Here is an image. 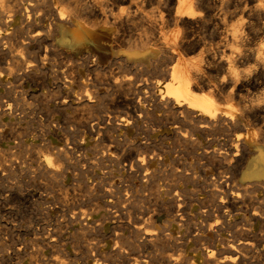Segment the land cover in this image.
<instances>
[{"label":"rangeland","instance_id":"rangeland-1","mask_svg":"<svg viewBox=\"0 0 264 264\" xmlns=\"http://www.w3.org/2000/svg\"><path fill=\"white\" fill-rule=\"evenodd\" d=\"M6 1L7 0H0V6L3 5ZM41 1L32 0L31 2L30 0H22L23 5H21V6L28 7L30 9V11H28L29 15L31 16L32 19L34 18L33 16L35 15L36 18H34L35 20L34 19L33 20L35 22L37 21L39 24H41V26L43 25L47 26L48 23L49 25H53L57 23L58 18H57V13L55 14V12H57L58 10L60 9H63L66 11L68 10L69 11L68 14H70L74 10V8L77 7L79 4L81 3L84 4L85 2H88V1H92L95 3L98 2L100 4L107 3V1H109V3H107L108 6L106 8L108 12L109 13L111 12L110 14H112L113 16H117V17L118 15L127 16L130 12V9L128 8V4L123 3L120 0H112V1L111 0H85V1L83 0H61L59 1L58 4L53 3V4H48V5L43 4ZM38 3L39 5L37 6L36 4ZM29 5H32V6L30 7ZM50 5L51 6L54 5L55 7H52L51 9L49 7ZM37 9H40V10H37ZM50 9L52 10L53 13H51ZM34 10H37L38 13ZM35 12L37 14H35ZM40 15L41 16L43 15L42 18L45 17L46 19L40 18L41 17ZM3 16L7 17L8 14L6 15L4 14ZM3 16L0 15V31H2L5 28L4 21L6 17L4 18ZM83 18H82V21H84V24H87L89 26H91L92 24L95 28L98 26L96 29L98 33H96L92 37L93 39L91 38L90 41L93 40L92 41L93 43L89 42L86 46L81 47L82 49L81 48L75 49L74 47H70V45L65 41L64 37H62L60 34H56L53 39V38H49L47 34L45 37V33H44V36H42V38L40 39V40H43L41 41L42 45L39 44V41H36V42L27 41L29 43L28 44L23 39V43L25 42L26 45L25 43L23 45L22 43L17 44L16 42L14 43V41H11L8 43L3 42V44H1L0 46L1 49H3L2 51L3 55L0 54L2 56L1 61L5 60L4 62L0 61V77L2 79V83L0 84L1 85L0 86V132H1V136L3 137V138L0 137V150L3 151V152L0 151V155H1L0 156V163H1L0 166L1 165L3 166V167L2 166L0 167V264H31V263L32 264H110V263L111 264L112 263L113 264H123V263L124 264H133V263L134 264H140V263L147 264L150 255L158 253L159 250L157 249H160V248L150 247L149 244L146 242V238L144 235H152L155 233L159 234L160 231L161 232L159 235L166 234V235H174L175 237L179 235H190V234L191 235L192 234L193 235L194 234L195 235L197 234L198 235L199 234L201 235H218V234L219 235H229L227 234L228 232L226 231H220L219 233H216L215 231H212V230L210 231V226H214L215 224H219L222 222L225 223V219H226V222H228L227 221L228 219L225 218L226 217L225 212H226V207L228 208L230 207V203H231L229 202L230 200L227 201L228 199H226V202H225L226 205H224L225 203L222 204L221 206L222 208H220V210L218 211L219 213L218 212L215 213L216 215L219 214L220 217H214L216 216L215 214H213L214 216L212 215L208 217L204 215L205 217H203V215H201L203 211H202L201 206H199L200 203L198 204L197 202L198 200L196 199L197 197H194L192 195L193 192L192 193L189 192L192 189L195 190L194 187L196 186H199V187L203 186L204 188L205 183H206L205 185H207L205 186V190L209 191L210 187L208 183H210L213 178L215 177L217 178V173L220 172V170H223L221 172L229 171L227 169L226 164L224 165L222 164V162L220 164V160H218L217 158H214L215 160H212V161L209 160L208 163L204 166L205 169L204 168L201 169L199 167L192 169L193 171H191L190 169L189 172H191L190 173L191 176L195 175L193 177L197 179L196 175H198L197 177H199V174L202 173V175L204 176L203 180L201 179L199 182H194L190 179H189L190 181L188 180L187 182L182 181L183 183L182 190L185 191V197H188V193H189L190 196L188 198L189 199L191 198L190 202H189V199H187L188 200L187 204L183 206L185 207L189 206V207L185 208L181 206L180 211L176 212L178 208L177 206L174 207V205L176 204L173 202L172 197H171L173 196L174 193H171L169 196L168 194H166L167 195L166 196L164 193H162V191H159L160 193L158 192V193L153 194L154 193L153 186H155L154 184L157 183L158 185V183H163L164 181L162 180V178L164 179V177H165L166 183L168 182L170 183L171 180L173 179L172 172H171L172 171L171 170V166H172L171 159L173 155H171V153L170 154L167 153L166 151H162L161 148H163V145L164 147L166 146L165 144L167 141H175L176 138L173 136V133L169 131V127H167L166 124H163V123L159 124L156 121L157 117L160 116V112L157 110L151 111L153 108L152 107L153 103L152 102L150 103V101L148 104H146L147 106L145 105L146 107L144 108L146 110L149 107V110L147 109V111H151V115H152L151 119L150 117L149 118L145 117L144 121L146 122L144 123L143 118L135 117L134 121L131 118V109H130V104H129V102H131L130 101L131 87L128 88L127 86L128 84L125 85V83H127L129 79L131 80V75H134L135 71L132 70L131 63H126L127 61L125 58L131 55V30L133 31V34H136V33L142 34L143 27L139 26L140 24H138L135 28H131V21H130L127 24V26L123 28L122 30H120L116 26H113L111 23L107 24V26H104L106 24L103 23L102 26L104 27L102 28L101 27L102 22L100 23V21L98 20L87 19V17H83ZM65 26L67 27L68 30L70 29V24L68 25L67 23ZM31 28L29 27L28 29L26 28L28 31H32V32H27L25 30L26 32L25 34H27V35H24L25 38H28L29 36L33 35V28L32 29ZM134 29H136V31ZM115 32L116 33L120 32L121 35L123 34L122 40L125 43H122L120 47H117L118 42L115 37ZM169 32H170V29H164L162 31L164 35H168ZM45 38H47V40ZM4 56L6 58L3 60ZM42 63H44V65H42ZM86 77L87 78L90 77V78L87 79ZM145 78H149L151 82L153 80L155 82L156 79L162 80V82H165L167 80V77H159V78L157 77L156 78V76L152 74H146ZM82 80H84L83 83L84 82L87 83L88 81L90 82L87 83L88 85L85 84L87 85L85 87V85L82 86L83 85ZM96 80L99 82H97ZM13 89L18 92H15ZM263 92H264V89L260 90V92H256V94L259 93L260 95L258 94L257 96L264 97ZM126 94H127V97H126ZM93 99H95V101ZM120 100L122 103L120 102ZM68 106L70 108H68ZM128 106L129 108H127ZM45 113L48 114L49 116L46 115ZM136 120L137 122L135 124ZM111 123H115L116 125L111 124ZM155 125L156 127L158 126V128H156ZM11 126L13 127V129ZM46 126H47V129H46ZM107 126H109V128L111 127L112 129L111 128L109 129ZM115 126L118 127V129ZM105 127L108 128L109 131L108 130L104 131ZM143 131H144L143 133L144 136L142 134ZM104 134H107V135H104ZM21 136L24 138H22ZM13 139L15 142L13 141ZM109 140H112V141L110 142ZM145 140L146 141L148 140L149 143L153 142L152 144L154 145V147L150 149L149 154H152L153 153L152 150L156 149L157 154L161 153L160 158L161 159L164 158L165 160V161H162L156 157V161H154L151 164L150 171L154 172V176L156 175L154 177L155 179L154 178H151L152 180L150 179V183L153 182V184H151L152 186L149 185L150 184L149 180L148 181L144 180V177L142 174L143 171L141 172V170L138 171L137 169H135L133 170L134 171L133 172L130 170L129 164H127V162L123 163L125 158L127 161L128 156H131V153H132V150L130 147L131 143L133 142V144L137 146L140 145L138 147H140V150L143 151L144 150L143 148L145 147L147 143L145 142ZM149 140H152V141H149ZM18 141L24 144L22 145ZM117 141L118 142L121 141L120 142L121 144L118 143ZM124 141L129 146L126 145ZM218 142L222 144L224 143V139H221V141L220 139H216L213 141L214 144L211 142V145L210 143L208 144V141H206V139L204 140L205 147L207 149L210 148L209 151H211L213 148L219 147L220 145H218ZM16 144L17 145L19 144L18 147H16L17 146ZM108 145L112 147L110 148L108 147ZM178 145H179L178 149H183L184 151L189 152V154H187L188 156H185V158L187 157L186 159L188 160L189 163L192 162L194 159V155L196 154L194 153L192 147L190 146L187 147V145H185L184 143H182V145L181 144H178ZM114 146L118 147V149ZM123 147H126L127 149ZM103 148L104 149L106 148L107 150H104ZM201 151L202 150H200V152ZM114 152H115V155H117V158L115 155H113ZM122 152L125 154V157L122 154ZM106 154H108V157ZM250 156H251L250 158V162H251L254 160V155H250ZM5 157L6 159H4ZM83 157H84V160H83ZM110 158L111 159L115 158L118 162L114 164L112 163ZM101 159H103L104 161ZM116 160H113V162H116ZM205 162H207V160ZM50 163L53 164L54 167L59 171L55 173L50 172L47 166V165H50ZM40 165H41V168H40ZM160 170L162 172L160 174L164 176L162 178L158 174ZM136 171H138V173ZM132 172L135 175L132 174ZM164 172L167 173L168 175L167 174L165 175ZM242 172H243V169H242ZM242 172L239 171L238 173H236V176L238 177L237 180L239 182L237 180H234L231 183L232 190L234 189L235 191L234 190L233 191L236 194L233 193V191L230 192L229 194L233 193V196L238 195V197L240 198L237 201L239 205H242V202H245L244 205L245 206L247 205L248 208L250 207L249 210H251V213L248 212V216L250 215L252 216V211H253L252 209L256 210L257 212V215L255 214L256 217L255 218L250 217L251 219H253V222L255 224V225L253 224V230L256 233L260 232L259 234L264 235L263 230H261L262 233L260 231V229L264 228V225H263L264 221H262L264 220V215L260 213L261 212L260 209L262 207L264 209V205H263L264 204V201H263L264 200V191H263L264 187L262 186H260V188L259 186L255 187V191H257L255 192L256 196L253 195L254 188L251 189L253 190L251 194L249 193L247 194V192L244 191V188H246V185L244 184L243 186V184L241 183ZM213 175L215 176L213 177ZM157 176H159L160 180H158ZM59 178L60 180L61 179L62 180L60 181ZM57 179H58V182H56ZM145 181L147 183H145ZM202 181L205 183H203ZM112 184L113 186H111ZM178 186L180 187V184ZM145 187H146V190L143 193V190L145 189ZM247 187H250V186L247 185ZM240 188L243 190V192H241ZM138 190L140 191L141 196L139 195L140 193L138 192ZM176 190H178V187L176 188ZM133 191L135 194L133 193ZM243 193H245L244 196H243ZM111 194H113L112 198H111ZM151 195L153 196L150 197ZM249 195H250V199L248 201ZM155 196L156 198H154ZM169 197L171 198V200ZM231 197L232 196L230 195V198ZM111 199L112 201H110ZM133 199H135L136 201L134 200L133 202ZM166 201L169 204L166 203ZM136 202H138L140 205L138 203L137 205ZM253 202L257 204L260 203V204L257 206V204L254 205ZM252 203H253V206H252ZM164 204L168 205L170 208L168 206L166 207ZM146 205L148 206L149 209L147 208ZM115 206L117 208H115ZM138 206L139 207L141 206L142 208L140 207V209L136 211V209L139 208ZM158 206H159V209H158ZM254 206L258 207L259 209L256 207L254 208ZM223 208H225L224 209L225 211L223 210ZM170 209H172L171 210L172 214L169 212ZM263 209H262V212H263ZM152 210L154 212L155 217L152 221L148 222L149 224H151L149 225L147 224L148 217H149L148 211H151L150 213L152 214L153 213ZM160 212H161V215H160ZM222 213L224 217L221 216ZM168 215L172 216V218ZM142 217L144 219H142ZM210 218L213 222L210 220ZM234 218L235 217L231 218V220H234ZM172 219L175 220L172 222V224L169 225L168 223L167 224L164 223V221H168ZM140 220H143V223H140L142 222ZM214 220L216 221V223ZM134 227H136V229ZM193 227L195 228L193 229ZM164 228H166L167 231H165L166 229ZM138 229H142V230L139 232ZM145 229H148V230H145ZM150 229L151 230L153 229V231H151ZM117 231H118V234H117ZM137 231L138 233H135ZM131 234L132 235L135 234V238ZM141 234L142 236L139 237L141 239H138L136 235H141ZM127 237H128V240H127ZM129 240L130 242L134 241V243L133 244L130 243ZM141 244L142 246L144 245L143 248L142 246L140 247ZM134 245L135 246L137 245L140 249L137 246H136L137 249L133 248L135 247ZM132 249L138 250V252L135 250L133 251ZM89 250L91 251L90 253H89ZM123 256L125 258H123ZM132 256H134L135 259ZM92 257L94 260L92 259ZM134 260L136 261L134 262Z\"/></svg>","mask_w":264,"mask_h":264},{"label":"bare ground","instance_id":"bare-ground-1","mask_svg":"<svg viewBox=\"0 0 264 264\" xmlns=\"http://www.w3.org/2000/svg\"><path fill=\"white\" fill-rule=\"evenodd\" d=\"M30 1L32 2V0H30ZM59 1H61V0H42L41 2L45 5H48V4H53V3L58 4ZM83 1H85V0H83ZM120 1L128 4V8L130 9V12L127 16L118 15V17H117V16H113L112 14H110L111 12L109 13L107 8H106L108 6L107 3H109V1H107V3H103V4H100L98 2L95 3L92 1H88V2H85L84 4L81 3L78 6L76 5L77 7H75L74 10L72 9L73 11L70 14H68L69 13L68 10L67 11L63 10V9L58 10L57 12H55V14L57 13V18H58V19L56 18L58 20L57 23H55L53 25H49V23H48L47 26H45V25L41 26V24H39L37 21L36 22L34 21L35 20L34 18H36V16L35 15L33 16L32 15L33 13L31 15L34 17L33 18L34 20L29 15L28 11H30V9L28 7H25V6H21V5H23L22 0H20V1L19 0H11V1L7 0L3 5L0 6V15L3 16L4 14L5 15L8 14L7 17L5 16L6 17V19L4 21L5 28L2 31H0V46H1V44H3V42L8 43L11 41H14V43L16 42L17 44L22 43L23 45L25 42L28 43L29 41H32V42L39 41V44L42 45L41 41H43V40H40V39L42 38V36H44V33H45V37L47 34V36L49 38H53V39H54L56 34H60L62 37H64L65 41L70 45V47H74L75 49H79L83 46H86L89 42L93 43L92 42L93 40L92 41H90V40L96 33H98L96 31L98 26L95 28L92 24H91V26H93V27H91L87 24H84V21H82L83 17H87V19L98 20V21H100V23L102 22L101 23L102 28L104 26H107V24H110V23L113 26H116L117 28H119L120 30L125 28L130 21H131V28H135L138 24H140L139 26L143 27L142 34H140V33L133 34V31L131 30V55L129 57L125 58L127 61L126 63H131V68L133 71H135L134 75H131V80L129 79L127 81V83H125V85L128 84L127 85L128 88L131 87V99H130L131 102H129L130 109H131V118L133 121H134L135 117L143 118V121H144L145 117L146 118L150 117V119H151V117H152L151 111L157 110L160 112V116L157 117L156 121L159 124H161V123L166 124V126L169 127V131L172 132L173 136L176 138L175 141H167L166 142L165 147L167 148V150L164 147L163 143H162L163 148L159 147L162 149V151H166L167 153H169V154L171 153V155H173L172 159H171L172 160V162H171L172 163L171 164L172 165L171 166L172 171L171 172H172L173 179L171 180L170 183L169 182L166 183L165 177L160 174V173H162L160 170L158 174H159V176H161V178L164 177V179L162 178V180L164 182L158 183V185H157V183L154 184L155 186H153V188H154L153 194L158 193L159 191H162V193H164L165 195L168 194V196H169L171 193H174L173 196H171V197H172L173 202L176 204V205H174V207L177 206V208H178V210L177 211L175 210V211L179 212L181 206L187 204V201H188L187 199H189L188 197L190 196L188 193V197H185V191L182 190V187H183L182 181L187 182L190 179L194 182H199L201 179L203 180V177H204L201 173V174H199V177H197L198 175H196L197 179H195V177H193L195 175H193V176L190 175V173H191V172H189L190 169H191V171H193L192 169H195L196 167H199L201 169L202 168L205 169L204 166L208 163L209 160L212 161V160H215L214 158H217L218 160H220V164H221V162L224 165L226 164L227 169L229 171L221 172L223 170H220L221 169L220 168L219 169L220 172L217 173V178L216 177L213 178L212 181L210 183H208V185L210 187L209 191L205 190V186H207V185H205L206 183L203 181L202 182L205 183L204 188H203V186L202 187L196 186L198 188L193 186L195 188V190L192 189L190 191L189 190H187V191H189L191 193L193 192L192 195L194 197H197L196 198V199H198L197 202H198V204L200 203L199 206H201L202 211H203L201 214V215H203V217H205V216L210 217L213 214H215L216 212H218L220 210V208H222L221 207L222 204H224L226 202V199H228L227 201L230 200L229 202H231L230 207L229 208L226 207V212H225V216H226L225 218L228 219L227 220L228 222H226V219L224 218L225 223L222 222L219 224H215L216 221L214 220L215 225L210 226V231L212 230V231H215L216 233H219L220 231H226V232H228L227 234H229V235H219V234L218 235H201V234L198 235L197 234L198 232H197L196 233L197 235H195V234L191 235L190 234V235H179V236L175 237L174 235H166V234L165 235L164 234L159 235L161 232L160 230H159L160 231L159 234L155 233L152 235H144L146 238V242L149 244L150 247L160 248V249H157V250H159V252L156 254L150 255V253H149L150 257H149L147 264H264V235L259 234L260 232L256 233L253 230L254 222H253V219H251L252 217L253 218L256 217L257 212L255 209H252L253 210L252 216L251 215L248 216V212L251 213V210H249L250 207L248 208L247 205L245 206L244 205L245 202H242V205H239V203L237 201L240 198L238 197V195L233 196V193H235L234 192L235 190L233 189L234 190L233 191L232 186H231V183L234 180H237V178H238L236 176V173H238L239 171L242 172V169H243L241 183L243 184V186H244V184L246 185V188H244V191L247 192V194L248 193L251 194L252 191L254 190L253 195L256 196L255 192H257V191H255V187H258V186H259V188H260V186L264 187V97L263 96L262 97L257 96L259 93L256 94V92H260V90L264 89V0H120ZM76 4H77V2H76ZM36 5L38 6L39 3ZM36 5H35V7H36ZM29 6L31 7L32 5H29ZM21 7H22V9H21ZM49 7L52 9V7H55V6L50 5ZM37 8H39V7H37ZM40 9H37V10H40ZM37 10H34V11L37 12ZM36 12H35V14L38 13V12L37 13ZM51 13H53L52 10H51ZM42 16L40 18H42ZM68 17H70V18H68ZM40 18H39V20H40ZM44 18H42V19H44ZM67 23H68V25L70 24L69 30L65 26ZM103 23L106 25L102 26ZM95 25H97V24H95ZM28 27L33 28V35L29 36L28 38H25L24 35H27V34H25L26 33L25 30L27 32H32V31L27 30ZM164 29H170V32L168 35H164L162 33V31ZM134 30L136 31V29H134ZM122 36H123V34L121 35L120 32H118V33L115 32V37H116V40L118 42V46L116 45L117 47H120V45L122 43H125L122 40ZM99 38H100V36H99ZM23 39L25 41L24 43H23ZM45 39L47 40V38H45ZM50 41H51V39H50ZM26 43H25V45H26ZM45 46H46V44H45ZM85 50H86V48H85ZM114 50H116V49H114ZM2 51H3V49H1V47H0V54L1 55H3ZM1 55H0V61L2 60ZM5 58L6 57L4 56L3 60ZM37 58H38V56H37ZM122 60H123V58H122ZM4 61H1V62H4ZM9 64H11V63H9ZM42 65H44V63H42ZM36 66H37V64H36ZM35 68H37V67H35ZM33 74H35V73H33ZM146 74H152V75L156 76V78L157 77L158 78L159 77H167V80L165 82H162V80L156 79L155 82H154V80L151 82L149 80V78H145ZM35 77H36V75H35ZM89 78H87V79H89ZM71 81H72V79H71ZM83 81L84 80H82V84H83L82 86H84L85 84L90 82V81H88L87 83H85V82L83 83ZM97 82H99V81H97ZM1 83H2V79L0 77V84ZM10 85H12V84H10ZM87 85H85V87ZM4 89H5V87H4ZM87 89H85V90H87ZM52 90H54V89H52ZM15 92H18V91H15ZM127 94H126V97H127ZM93 100L95 101V99H93ZM99 100H100V98H99ZM121 100H122V98H121ZM121 100H120V102H121ZM22 101H24V100H22ZM64 101H66V100H64ZM149 101H150V103L151 102L153 103L152 104L153 108L151 111H147V109L149 110V107L146 110L144 108L147 106L146 104H148ZM117 102H119V101H117ZM126 103H128V102H126ZM62 106H63V104H62ZM64 107H65V105H64ZM68 108H70V107L68 106ZM127 108H129V106ZM44 112H45V110H44ZM64 113H65V111H64ZM46 115H48V114H46ZM110 119H112V118H110ZM136 122H137V120L135 121V124H136ZM145 122L146 121H144V123ZM111 124L116 125L115 123H111ZM156 125H155V127H156ZM107 127L109 128V126H107ZM153 127H154V125H153ZM108 128L105 127V129L104 128L103 129H104V131L105 130L109 131V129L111 127L109 129ZM116 128L118 129V127H116ZM156 128H158V126ZM12 129H13V127H12ZM46 129H47V126H46ZM160 129H161V127H160ZM114 131H115V129H114ZM143 133H144V131L142 132V134ZM153 133H151V134H153ZM104 135H107V134H104ZM143 136H144V134H143ZM0 137H2L1 132H0ZM22 138H24V137H22ZM203 138H204V140L206 139V141H208V144L210 143V145H211V142L213 143V141L216 139H220V141H221V139H224V143L220 144L218 142V145H220V146L217 148H213L211 151H209L210 148L207 149L205 147ZM13 141H14V139H13ZM109 141L111 142L112 140H109ZM149 141H152V140H149ZM18 142H20V141H18ZM120 142H118V143H120ZM145 142H147V143H146L145 147L143 148L144 149L143 151L140 150V147H138L140 145L137 146V145L133 144V142H132L131 146H130L131 150H132L131 156H128L127 161L125 158L123 163L127 162V164H129L131 171H133L135 169H137L138 171L141 170V172L143 171L142 174H143L144 180H146V181L149 180V183H150V179L154 178L156 176V175L154 176L153 171L152 172L150 171L151 164L154 161H156V157L159 158V160H162V161H165V160H164V158L163 159L160 158L161 153L157 154L156 149L152 150L153 151L152 154H149L150 149L153 148L154 145L152 144L153 142L149 143L148 140L147 141L145 140ZM124 143L126 144L125 141H124ZM182 143L187 145V147L188 146L192 147L194 153H196L194 155L193 161L190 163L186 159L187 157L185 158V156H188L187 154H189V152L184 151L183 149H178L179 148L178 144L182 145ZM122 144H123V142H122ZM18 145L16 147H18ZM109 145H111V144H109ZM109 145H108V147H110ZM126 145H128V144H126ZM181 145H180V147H181ZM41 146H42V144H41ZM46 146H47V144H46ZM114 147H116V146H114ZM118 147H119V145H118ZM118 147H116V148L118 149ZM21 148H23V147H21ZM123 148H126V147H123ZM182 148H183V146H182ZM52 149H53V147H52ZM128 149H130V148H128ZM104 150H107V149L105 148ZM196 150H198V151H196ZM200 150H202V151L200 152ZM0 151H2V150H0ZM41 151H43V150H41ZM123 151H125V150H123ZM74 153H76V152H74ZM163 153H165V152H163ZM122 154L125 157V154L123 152H122ZM9 155H11V154H9ZM106 155L108 157V154H106ZM113 155H115V152ZM190 155H191V153H190ZM250 155H254V160L251 162H250V158H251ZM17 156H19V155H17ZM115 156L117 158V155H115ZM84 157H83V160H84ZM4 159H6V157ZM112 159H111L112 163L115 164L118 162L115 158L113 160H116V162H113ZM101 160H103V159H101ZM204 160L205 161L207 160V162H205ZM211 161H210V163H211ZM75 165H76V163H75ZM118 165H119V163H118ZM224 165H222V166H224ZM244 165H245V167H244ZM47 166H48V169L50 172L55 173V172L59 171L51 163H50V165H47ZM40 168H41V165H40ZM206 169H208V168H206ZM110 170H112V169H110ZM138 171H136V172L138 173ZM224 171H226V170H224ZM93 172H94V170H93ZM133 172H132V174H134ZM12 174H13V172H12ZM106 174H108V173H106ZM166 174L167 173H165V175ZM196 174H198V173H196ZM61 176H63V175H61ZM84 176H86V175H84ZM159 176H157L158 180H160ZM214 176L215 175H213V177ZM111 178H112V176H111ZM6 180H8V179H6ZM59 180H60V178H59ZM206 180H204V181H206ZM106 181H107V179H106ZM111 181H112V179H111ZM146 181H145V183H147ZM56 182H58V179ZM79 183H81V182H79ZM151 184H153V182L150 183L149 185H151ZM179 184H180V187L178 186ZM247 185L250 187H247ZM111 186H113V184ZM177 187H178V190H176ZM190 187H192V186H190ZM206 188H208V187H206ZM252 188H254V189L251 190ZM145 190H146V187L143 190V193ZM149 191H150V189H149ZM232 191H233V193L229 194ZM263 191H264V189H263ZM138 192L140 193L139 190H138ZM241 192H243L242 189H241ZM106 193H107V191H106ZM133 193H134V191H133ZM244 194L245 193H243V196H244ZM112 195L113 194H111V198H112ZM139 195L141 196V193ZM230 195L232 196L231 198H230ZM152 196L153 195H151L150 197H152ZM255 196H253V197H255ZM93 197H95V196H93ZM248 197L247 198L249 201L250 195ZM109 198H110V196H109ZM154 198H156V196ZM190 199H189V202H190ZM254 199H252V200H254ZM119 200H121V199H119ZM134 200L135 199H133V202H134ZM157 200H159V199H157ZM170 200H171V198H170ZM110 201H112V199ZM120 202H122V201H120ZM138 202H136V204ZM166 203H168V202L166 201ZM253 203H252V206H253ZM59 204H60V202H59ZM71 204H72V202H71ZM256 204L257 203H254V205H256ZM259 204H257V206ZM89 205H91V204H89ZM224 205H226V203ZM107 206H108V204H107ZM132 206H130V207H132ZM159 206H158V209H159ZM165 206L167 207L168 205H165ZM65 207H66V205H65ZM140 207L138 209L135 208L136 211H138L140 209ZM171 207H173V206H171ZM183 207H185V206H183ZM186 207H189V206H186ZM255 207L256 206H254V208ZM98 208H99V206H98ZM115 208H117V207L115 206ZM147 208H148V206H147ZM256 208H258V207H256ZM224 209L225 208H223V210ZM262 209H263V207L260 209L261 210L260 213H262L264 215V213H263L264 209H263V212H262ZM171 210L172 209H170L169 212L172 214ZM197 210H198V208H197ZM145 211H146V209H145ZM221 211H222V209H221ZM257 211H259V210H257ZM64 212H66V211H64ZM148 212H149V217H148L147 224H149L148 222L152 221L155 217L153 210H152V212H153L152 214L150 213L151 211H148ZM140 213H142V212H140ZM72 215H73V213H72ZM143 215H145V214H143ZM160 215H161V212H160ZM217 215L216 216L213 215V216L214 217H220L219 214H217ZM81 216H82V214H81ZM137 216H138V214H137ZM168 216H170V215H168ZM221 216L224 217L223 213L221 214ZM258 216H260V215H258ZM118 217H120V216H118ZM134 217H136V216H134ZM170 217L172 218V216H170ZM233 217H235L234 220H231V218H233ZM142 219H144V218L142 217ZM137 220H138V218H137ZM210 220H211V218H210ZM140 221H142L140 223H143V220H140ZM173 221H175V220L172 219V220L164 221V223L165 224L168 223L170 225V224H172ZM262 221H264V220H262ZM136 222H134V223H136ZM141 225H143V224H141ZM146 225H144V226H146ZM149 225H151V224H149ZM192 225H194V224H192ZM152 226H153V224H152ZM190 227H192V226H190ZM134 228L136 229V227H134ZM194 228L195 227H193V229ZM148 229H145V230H148ZM164 229H166V228H164ZM85 230H86V228H85ZM141 230L142 229H138L139 232ZM261 230H263V233H264V228L260 229V231ZM138 231L135 233H138ZM151 231H153V229ZM165 231H167V229ZM204 233H205V231H204ZM261 233H262V231H261ZM117 234H118V231H117ZM132 236L135 238V234ZM141 236H142V234L136 235V237H138V239H141V238H139ZM127 240H128V237H127ZM130 240H129V242H130ZM130 243L133 244L134 241L130 242ZM142 244L140 245V247L142 246ZM136 246L133 248H136ZM138 246H139V244H138ZM143 246H142V248H143ZM54 247H55V245H54ZM147 249H149V248H147ZM126 250H127V248H126ZM123 251H125V250H123ZM135 251L138 252V250H135ZM90 252L91 251L89 250V253ZM94 257H96V256H94ZM132 257H134V256H132ZM123 258H125V257L123 256ZM92 259H93V257H92ZM134 259H135V257H134ZM135 261L136 260H134V262Z\"/></svg>","mask_w":264,"mask_h":264}]
</instances>
